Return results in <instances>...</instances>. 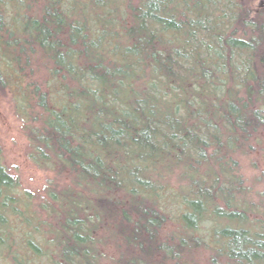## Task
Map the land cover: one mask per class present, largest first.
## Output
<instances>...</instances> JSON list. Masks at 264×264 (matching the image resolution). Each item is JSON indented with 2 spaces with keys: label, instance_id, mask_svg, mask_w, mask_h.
Instances as JSON below:
<instances>
[{
  "label": "trees",
  "instance_id": "trees-1",
  "mask_svg": "<svg viewBox=\"0 0 264 264\" xmlns=\"http://www.w3.org/2000/svg\"><path fill=\"white\" fill-rule=\"evenodd\" d=\"M3 100L49 176L0 146V264H100V231L110 264H264L230 171L264 132V0H0Z\"/></svg>",
  "mask_w": 264,
  "mask_h": 264
},
{
  "label": "rangeland",
  "instance_id": "rangeland-1",
  "mask_svg": "<svg viewBox=\"0 0 264 264\" xmlns=\"http://www.w3.org/2000/svg\"><path fill=\"white\" fill-rule=\"evenodd\" d=\"M21 124V120L8 108L6 100H3L0 103V146L3 150V163L14 175L19 177L20 187L31 191L38 198L40 195H44V185L49 173L27 158L25 153L27 140ZM259 136V139L254 141L255 144L250 149L247 147L243 153L233 154L234 162L230 163V171L235 173L236 182H239L240 178L243 183V185L238 186L246 190L245 194L249 202L256 206L264 200V132ZM169 176H171V182L175 185L179 184L176 173ZM173 204L170 202L168 206ZM248 217L253 218L250 213ZM256 218L263 220L260 214ZM210 220L211 218L207 219V225L210 224ZM174 228H176L175 224L169 220L164 231H171ZM111 239L113 237L106 231L99 232L98 244L104 253V258H101L100 264H110L116 257L117 251ZM208 253L209 250L207 249L195 253L196 261L203 264L202 262H205Z\"/></svg>",
  "mask_w": 264,
  "mask_h": 264
}]
</instances>
